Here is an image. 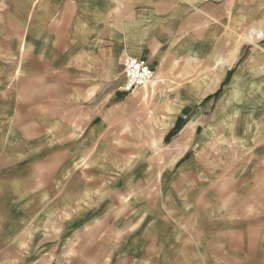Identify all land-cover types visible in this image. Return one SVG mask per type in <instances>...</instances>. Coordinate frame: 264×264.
Instances as JSON below:
<instances>
[{
  "label": "crops",
  "instance_id": "1",
  "mask_svg": "<svg viewBox=\"0 0 264 264\" xmlns=\"http://www.w3.org/2000/svg\"><path fill=\"white\" fill-rule=\"evenodd\" d=\"M253 20L237 0H0V264H264V55L234 44ZM125 57L156 79L222 61L162 86L149 167Z\"/></svg>",
  "mask_w": 264,
  "mask_h": 264
},
{
  "label": "rangeland",
  "instance_id": "2",
  "mask_svg": "<svg viewBox=\"0 0 264 264\" xmlns=\"http://www.w3.org/2000/svg\"><path fill=\"white\" fill-rule=\"evenodd\" d=\"M239 6L243 8H250L253 11V23L249 26H239L237 31L234 32L235 35V49L239 54H247L254 56L264 55V0H237ZM261 29V35H255V31ZM251 34V35H250ZM250 36V37H249ZM263 36V37H262ZM255 37V39L253 38ZM253 38V39H252ZM260 38V39H256ZM252 39V40H251ZM234 41V40H233ZM246 46H248L247 51H245ZM255 60H257L255 58ZM261 60V59H259ZM219 63H222L220 61ZM219 63L212 64H203L199 62H187L181 68V72L185 74V77L180 78H169L163 79L158 78L155 80V84H148L147 91L142 89H136L126 98V102L134 104L139 107V116L135 121H132L127 117L125 122V134L133 135L135 134V126L137 127V134L141 135L143 142L141 143L142 151L145 152L146 158L143 157V162L145 166L149 167V164L155 162L157 157H154L155 151H158L161 144L156 141L158 136H161L162 132L166 128L167 116L175 115V110H163V106H169L173 101L171 99V92H174L179 86H182L184 82H209L213 81L211 78L216 72ZM257 65H263L261 63ZM256 65V66H257ZM255 66V67H256ZM190 76L189 78H186ZM168 88L170 93L163 94L168 92L165 87ZM160 105V107H159ZM111 129V128H110ZM161 162L162 160L158 158ZM84 162V161H83ZM96 160H93V163ZM82 164L79 163V166ZM87 165H81V168H85ZM92 166V165H90ZM84 202H79L83 204Z\"/></svg>",
  "mask_w": 264,
  "mask_h": 264
},
{
  "label": "built area",
  "instance_id": "3",
  "mask_svg": "<svg viewBox=\"0 0 264 264\" xmlns=\"http://www.w3.org/2000/svg\"><path fill=\"white\" fill-rule=\"evenodd\" d=\"M121 67L123 77L122 92L129 93L136 89H143L155 80L154 71L143 59L125 57Z\"/></svg>",
  "mask_w": 264,
  "mask_h": 264
},
{
  "label": "bare ground",
  "instance_id": "4",
  "mask_svg": "<svg viewBox=\"0 0 264 264\" xmlns=\"http://www.w3.org/2000/svg\"><path fill=\"white\" fill-rule=\"evenodd\" d=\"M261 29H258V30H256L255 31V35H258V36H260L261 35ZM251 35V34H250ZM250 37V36H249ZM155 80H156V78H155ZM155 80L153 81V82H151L150 84H152L153 85V83L155 82ZM146 87V86H145Z\"/></svg>",
  "mask_w": 264,
  "mask_h": 264
}]
</instances>
